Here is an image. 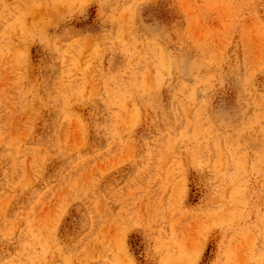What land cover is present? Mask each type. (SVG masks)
<instances>
[{"label": "rangeland", "instance_id": "374dc122", "mask_svg": "<svg viewBox=\"0 0 264 264\" xmlns=\"http://www.w3.org/2000/svg\"><path fill=\"white\" fill-rule=\"evenodd\" d=\"M0 264H264V0H0Z\"/></svg>", "mask_w": 264, "mask_h": 264}]
</instances>
